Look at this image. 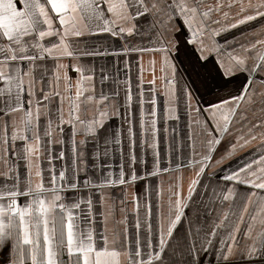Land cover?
Listing matches in <instances>:
<instances>
[{
  "label": "snow or ice",
  "instance_id": "6c2138e0",
  "mask_svg": "<svg viewBox=\"0 0 264 264\" xmlns=\"http://www.w3.org/2000/svg\"><path fill=\"white\" fill-rule=\"evenodd\" d=\"M0 264H264V0H0Z\"/></svg>",
  "mask_w": 264,
  "mask_h": 264
},
{
  "label": "crops",
  "instance_id": "0c3cea01",
  "mask_svg": "<svg viewBox=\"0 0 264 264\" xmlns=\"http://www.w3.org/2000/svg\"><path fill=\"white\" fill-rule=\"evenodd\" d=\"M147 59H148V57L146 56L145 60H147ZM150 75H151L150 73H147V72L145 73L146 78H150ZM174 175H175V173L162 175L161 177H158L156 179V181L154 182L156 184H159L161 181L163 182V187L165 189V194H164V198L163 199H164L165 203H166V200H167V189H168L169 184H170V182H171V180H172ZM187 177H188V174L185 173V180H187ZM132 190L133 189L129 188V192H131ZM139 190H140V185L138 184L136 186V191H139ZM154 211H155V204H154Z\"/></svg>",
  "mask_w": 264,
  "mask_h": 264
}]
</instances>
